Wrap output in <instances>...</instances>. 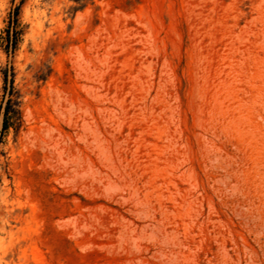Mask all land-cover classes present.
<instances>
[{
  "label": "rangeland",
  "instance_id": "obj_1",
  "mask_svg": "<svg viewBox=\"0 0 264 264\" xmlns=\"http://www.w3.org/2000/svg\"><path fill=\"white\" fill-rule=\"evenodd\" d=\"M1 106L0 264H264V0H0Z\"/></svg>",
  "mask_w": 264,
  "mask_h": 264
},
{
  "label": "trees",
  "instance_id": "obj_2",
  "mask_svg": "<svg viewBox=\"0 0 264 264\" xmlns=\"http://www.w3.org/2000/svg\"><path fill=\"white\" fill-rule=\"evenodd\" d=\"M4 79H5V83H6V90H7V82H8V75H7V72L4 73ZM12 101L9 100L8 103H7V106L5 108V115L8 117L9 114L11 113V109H12ZM2 106L0 107V115L2 113ZM5 129H7L8 127V124H7V120H5V125H4Z\"/></svg>",
  "mask_w": 264,
  "mask_h": 264
}]
</instances>
